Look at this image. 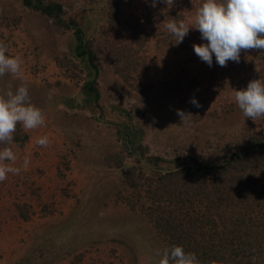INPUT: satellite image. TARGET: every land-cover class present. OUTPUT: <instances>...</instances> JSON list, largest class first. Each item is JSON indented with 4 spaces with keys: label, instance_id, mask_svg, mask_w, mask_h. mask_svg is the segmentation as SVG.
<instances>
[{
    "label": "rangeland",
    "instance_id": "374dc122",
    "mask_svg": "<svg viewBox=\"0 0 264 264\" xmlns=\"http://www.w3.org/2000/svg\"><path fill=\"white\" fill-rule=\"evenodd\" d=\"M40 1L62 13L0 0V42L21 58L45 116V126L14 134L21 173L0 183V264H157L155 252L173 242L168 222L195 223L210 240L236 213L264 212V158L230 164L264 142V117L245 118L233 91L264 79V50L226 67L213 56L209 67L192 47L206 43L197 30L177 44L165 22L193 26L203 0ZM20 84L6 74L0 94ZM45 135L49 145L37 146ZM211 166L223 168L215 183L233 189L216 212L222 198L201 193ZM184 207L201 211L184 217Z\"/></svg>",
    "mask_w": 264,
    "mask_h": 264
},
{
    "label": "clouds",
    "instance_id": "9594fccd",
    "mask_svg": "<svg viewBox=\"0 0 264 264\" xmlns=\"http://www.w3.org/2000/svg\"><path fill=\"white\" fill-rule=\"evenodd\" d=\"M174 4V0H152V7L157 3ZM166 30L178 41L183 42L190 29L197 30L200 38L206 43L193 44L195 54L209 67L216 63L226 67L229 61L240 62L241 52L249 50H264V0H203L195 9L193 26L184 20L170 19L165 22ZM8 47L0 42V77L10 74L21 81V84L0 94V183L9 174L19 175L21 169L14 167L17 160L13 150L14 134L18 125L25 131L45 126L43 111L36 107L31 100L29 89L24 82L22 60L19 56L6 55ZM234 102L245 118L256 121L264 117V79H253L246 90H233ZM48 99H52L49 92ZM199 108V102L192 98L189 101ZM182 121L192 115L177 110ZM37 146L47 147L50 143L48 136H42L35 141ZM30 163L28 157L24 159V166ZM159 258L157 264H200L195 253L185 252L182 246L173 245L164 250H157Z\"/></svg>",
    "mask_w": 264,
    "mask_h": 264
},
{
    "label": "trees",
    "instance_id": "16d2710c",
    "mask_svg": "<svg viewBox=\"0 0 264 264\" xmlns=\"http://www.w3.org/2000/svg\"><path fill=\"white\" fill-rule=\"evenodd\" d=\"M24 4L29 8L44 12L50 17H59L62 13L60 5L55 3L44 4L40 0H24ZM78 32L81 34L78 36V40L83 43L82 31L79 30ZM79 47L82 48V45ZM86 54V52L81 51L80 56ZM15 140L19 141L17 137H14ZM255 153L264 158V142L252 144L246 152L234 155L230 164L234 168H237L238 165H240L239 168L247 166L248 164L243 165V163H247L248 157L253 156ZM220 170H223L222 166L205 167L206 174L202 176L205 188L201 189V193L209 189L212 196L222 198L219 206L214 209L215 212L220 210L222 206L227 207L229 205L227 203L231 199V191H233L229 185L221 188L219 183H215L214 179L219 177ZM200 171L201 168H198L194 175L200 176ZM231 176L229 175L228 178ZM220 177L225 176L220 175ZM209 178L210 180H208ZM181 211L184 217H189L201 210L197 207H184ZM167 227L168 230L174 232L171 233L173 242L168 245V248L173 245L182 246L185 252L195 253L200 264H264V212L252 210L245 215L243 212L236 213L232 219L230 218L229 226L223 228L221 232H217L216 226H213V235L210 240L205 238L206 234H199L200 229L195 223H192L189 230L186 229V223H183L181 228L176 227L177 229H174L175 226L168 222Z\"/></svg>",
    "mask_w": 264,
    "mask_h": 264
}]
</instances>
